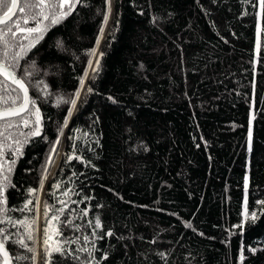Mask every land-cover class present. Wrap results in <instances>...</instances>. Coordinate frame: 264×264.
<instances>
[{
    "label": "trees",
    "instance_id": "1",
    "mask_svg": "<svg viewBox=\"0 0 264 264\" xmlns=\"http://www.w3.org/2000/svg\"><path fill=\"white\" fill-rule=\"evenodd\" d=\"M29 2L35 0L21 5ZM258 5L111 0L109 11L107 0H80L59 23L44 21L43 38L15 69L29 88L30 110L0 121L7 202L0 219H36L31 241L24 225L0 224L13 264L18 255L29 257L23 264H46L43 230L64 206L59 201L67 208L52 231L63 235L49 244L79 237L65 245L79 259L53 253L51 264H264V10ZM24 35L8 39L27 46ZM19 50L10 49L9 59ZM6 87L7 93L0 85V110L24 100L12 84ZM36 109L41 138L28 135ZM97 218L102 229L92 237ZM107 231L113 235L97 238ZM85 235L94 241L92 257L76 251L93 248ZM21 238L35 252L14 243Z\"/></svg>",
    "mask_w": 264,
    "mask_h": 264
},
{
    "label": "snow or ice",
    "instance_id": "2",
    "mask_svg": "<svg viewBox=\"0 0 264 264\" xmlns=\"http://www.w3.org/2000/svg\"><path fill=\"white\" fill-rule=\"evenodd\" d=\"M80 3V0H60L59 4H52L49 5L47 3V0H35V2H29L25 3L23 5L19 4V0H0V45H3V51H0V76L4 77V80H0V85L5 86V92L7 93L9 89H7V81H11L13 85L19 86L20 89H23L25 94L24 99V106L21 108H9L6 109L3 112H0V120H4L5 117L8 116H20L21 112L25 111L27 109L28 99H27V88L24 86V83L21 79H18L16 77V65L18 61L22 58L23 54L25 53L26 49H30L35 46V44L39 41V39L43 38L44 32L47 30V26L44 24V21H49L52 25H55L60 22L61 19L65 18L67 15L71 14L73 8L76 4ZM108 10H111V0H107ZM261 10H264V0H259L258 5ZM17 8H19L20 16L17 19H13V17L17 16V12L15 11ZM25 8L28 9V12H25ZM67 9L66 11H63V9ZM29 17L31 18V21L33 23V26L27 27L29 24ZM107 20V17H105V21ZM20 33H27V35L23 36L24 40H29V43L27 46H25L22 42L17 41V43L13 44L8 37H11L13 40L18 36ZM32 34H38L35 38H31ZM15 47H19L18 52H14L11 55V59H9V50ZM259 47V45H257ZM91 66V65H90ZM11 69V71L9 70ZM11 91H15V89H12ZM78 95V94H77ZM7 103V101H5ZM13 104L15 101L12 102ZM72 104L75 105V100L72 101ZM34 105V102H33ZM36 113V120L35 124L36 126L33 128V130L28 135H39L40 134V117H39V110H35ZM23 126L28 127L29 121L27 119L22 120ZM11 123L7 125V127H13ZM18 127V125H16ZM23 135V133H21ZM251 141V131H249V144ZM19 143V142H17ZM17 152L20 151L19 148L16 149ZM15 163V161H13ZM10 170V169H9ZM6 179V178H5ZM57 188H59V185H56ZM248 187L247 177L245 178V189ZM33 192L35 190H32ZM71 190H69L70 192ZM69 193L65 192L64 195L67 196ZM6 198H5V186L3 184H0V214L6 216L7 215V209H6ZM32 201L29 200L28 204H31ZM61 205H64L63 207L57 209L58 215H53L51 218L47 219L46 227L43 230V245H44V255H45V262L46 264H51L50 257L53 255V253H58L61 256L63 255H69L73 256V250L71 248L68 249L67 253H65V245H72L77 244L79 242V237L76 239H69V240H57L55 242V246H52L49 244V241L52 239V236H61L62 233L59 232L58 228L53 229L52 221L59 222L60 215L62 214L66 208L67 204L65 201H59ZM260 203L264 204V201H261ZM48 206H46L47 209ZM25 208H27V205H25ZM24 209H21L23 211ZM35 210L39 211V201L37 200L36 208ZM87 215V213H84ZM45 217L47 218V211L45 212ZM251 219H256V213L253 212L251 214ZM3 223H10L13 225L20 224L24 225L26 230L32 229V226L36 224V219H33L31 223H29L26 220H18V221H12L10 218L7 220L0 219V224ZM71 219H65L64 224L65 225H72ZM91 224L92 222L89 221ZM190 227V225H188ZM234 227H242L241 225H236ZM95 229H102V225L99 221V218L96 219L94 226H93V232L92 237H96V231ZM76 230L79 231V227L76 226ZM113 233L111 231L105 232L102 236L97 237L98 239H103L104 236H112ZM0 257H2V264H12V258L9 254V252L5 248V244L10 239L9 234L6 233V230L3 228H0ZM92 237L85 235L83 237V240L86 243H92L93 248H79L76 251L85 252L88 254L89 257L93 256V253L95 251L94 247V241ZM28 240H33V232L28 231L27 235ZM14 243L18 244L20 248L25 249L29 253L35 252L34 248L29 247L23 238L17 239L14 241ZM250 251L255 252V249H251ZM74 259H79L78 257L73 256ZM17 264H23L24 261H27L29 259L28 256L25 255H18L15 257ZM32 259H35V257H32ZM102 259H107V256H103ZM243 260V255L241 254V261ZM88 264H92L91 261H88ZM96 264H101L100 261L96 262Z\"/></svg>",
    "mask_w": 264,
    "mask_h": 264
},
{
    "label": "water",
    "instance_id": "3",
    "mask_svg": "<svg viewBox=\"0 0 264 264\" xmlns=\"http://www.w3.org/2000/svg\"><path fill=\"white\" fill-rule=\"evenodd\" d=\"M19 4L21 5V0H19ZM16 12H17V14H18V12H19V8H17L16 10H15ZM16 17V16H15ZM15 17H13V19L15 18ZM10 71H11V69H9ZM3 77V76H2ZM16 77L18 78V79H21L17 74H16ZM4 78V77H3ZM7 82H9L10 84H12L11 83V81L9 80V81H7ZM24 83V82H23ZM13 85V84H12ZM14 87H16L18 90H20L21 92H22V94H23V96H24V99H25V94H24V91H23V89H20L19 88V86H17V85H13ZM24 86L27 88V99H28V104H27V109L25 110V111H23V112H21V114H20V116H8V117H5V119L4 120H0V121H6V120H13V119H17V118H20V117H23L24 115H26L28 112H29V110H30V107H31V103H30V101H31V96H30V91H29V88L27 87V85L24 83ZM24 106V101H23V103L20 105V106H17V107H13V108H21V107H23ZM7 109H9V108H7ZM6 109H2V110H0V112H3V111H5ZM39 127H40V134L39 135H36V138H41L42 137V135H43V128H42V122H41V118H40V124H39ZM5 248H6V250L9 252V250H8V248L5 246ZM10 254V253H9ZM11 256V255H10ZM12 264H13V261H12Z\"/></svg>",
    "mask_w": 264,
    "mask_h": 264
},
{
    "label": "rangeland",
    "instance_id": "4",
    "mask_svg": "<svg viewBox=\"0 0 264 264\" xmlns=\"http://www.w3.org/2000/svg\"><path fill=\"white\" fill-rule=\"evenodd\" d=\"M258 32L260 33L259 28H258ZM258 43L260 44V39H258ZM251 140H252V133H251ZM250 148H251V141H250V144H249V149ZM247 182H248V179H247ZM38 258H39V255H38Z\"/></svg>",
    "mask_w": 264,
    "mask_h": 264
}]
</instances>
